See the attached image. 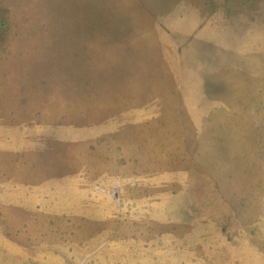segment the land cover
Returning a JSON list of instances; mask_svg holds the SVG:
<instances>
[{"label":"rangeland","instance_id":"obj_1","mask_svg":"<svg viewBox=\"0 0 264 264\" xmlns=\"http://www.w3.org/2000/svg\"><path fill=\"white\" fill-rule=\"evenodd\" d=\"M171 251L264 264V0H0V264Z\"/></svg>","mask_w":264,"mask_h":264},{"label":"crops","instance_id":"obj_2","mask_svg":"<svg viewBox=\"0 0 264 264\" xmlns=\"http://www.w3.org/2000/svg\"><path fill=\"white\" fill-rule=\"evenodd\" d=\"M222 72L225 73L224 71H222ZM168 95L172 99L171 106L169 108H167V109H164L162 103H159V104L156 105V108L159 111H170V110L181 111V108H180V105H179L180 96L177 95V94L174 96L173 94H170V93H168ZM216 95L217 94H215L213 96V95H210V93H208L207 96H208L209 99L212 100V99L216 98ZM140 96H141V94H140ZM139 97L137 98V100L139 99ZM146 98H147V95H145V97L143 98V102L140 104L139 110H143V107L148 104V101L146 100ZM219 98H220V96H219ZM170 254L172 256H170V255H166L165 256L164 255L163 257L165 258V260L164 261H159L156 264H179V261H178V258H177L178 257L177 255H179V254L177 252H175V251H171Z\"/></svg>","mask_w":264,"mask_h":264}]
</instances>
